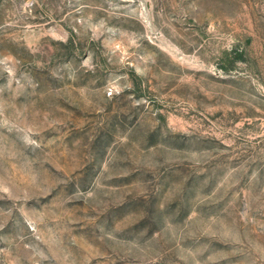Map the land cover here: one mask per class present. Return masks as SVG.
<instances>
[{"label":"rangeland","instance_id":"374dc122","mask_svg":"<svg viewBox=\"0 0 264 264\" xmlns=\"http://www.w3.org/2000/svg\"><path fill=\"white\" fill-rule=\"evenodd\" d=\"M0 264H264V0H0Z\"/></svg>","mask_w":264,"mask_h":264}]
</instances>
